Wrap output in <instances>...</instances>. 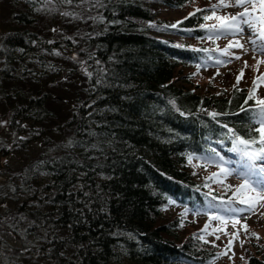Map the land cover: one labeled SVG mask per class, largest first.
<instances>
[{
	"label": "trees",
	"instance_id": "1",
	"mask_svg": "<svg viewBox=\"0 0 264 264\" xmlns=\"http://www.w3.org/2000/svg\"><path fill=\"white\" fill-rule=\"evenodd\" d=\"M190 1L0 0V119L11 133L0 139V157L22 159L0 164L11 175L0 186V264L215 257L162 211L170 201L203 208L209 194L193 178L191 154L220 153L222 140L223 157L234 162L228 129L245 139L259 133L245 90L201 96L189 85L184 70L204 48L178 40L205 38L204 16L191 10L164 28L172 24L156 13L187 10ZM44 21L55 35L40 31ZM61 91L71 102L64 118L55 110ZM247 264H264V256Z\"/></svg>",
	"mask_w": 264,
	"mask_h": 264
},
{
	"label": "rangeland",
	"instance_id": "2",
	"mask_svg": "<svg viewBox=\"0 0 264 264\" xmlns=\"http://www.w3.org/2000/svg\"><path fill=\"white\" fill-rule=\"evenodd\" d=\"M215 3H217V0H191L188 8L189 11H187L188 9L176 10L161 7L156 13V18L165 22V24L173 25L177 24L180 19L185 18L191 10L196 11L197 9H201L205 15L211 16V6ZM238 11H240L239 8H220L215 14L216 16H226L228 14H235ZM218 23L219 21L214 18L205 20L204 28L207 30L209 25ZM50 27L51 25L49 22L46 23V21H44L39 29L43 33L52 30V35H55L57 32L56 29L54 31L53 28L50 29ZM207 32L208 36L199 40H194L193 38H177L179 42L187 44L191 48L203 47V50L207 49L208 51H202L211 56L210 58L206 57L200 67L192 65V69L188 68L184 70V73H190L188 80L193 91L201 96L221 95L232 89H243L248 93V90L253 87V80L264 74V63L260 64L257 68L252 66L256 65V59H264V57L259 56L258 53H253L251 45L248 44H246V47L249 49L247 52L235 47L228 49L229 52L233 53L232 56L222 55V50L228 45L229 41L234 43L237 39H240L241 43H245L251 33L245 29L243 38L226 34L220 36L218 39H210L209 36L214 34L210 33L208 30ZM177 35L186 37L184 34ZM236 55L240 56L241 59L236 60L234 58ZM254 56L256 59L253 58ZM217 60L223 63L217 64ZM77 61L80 62L78 59ZM245 61H247L249 67H244ZM72 62L74 63L75 61H71V64ZM72 65L75 67V63ZM241 69H243V76L239 84H237L236 77L240 75ZM233 85H236V87L234 88ZM81 87L82 85L80 84L78 89ZM73 91L74 90L70 91L71 95H73ZM57 95L59 97V103L62 104H55V110L57 114H61V117L64 118V114L69 110L68 106L71 102L63 97L65 95L64 91H61ZM256 98H264V83H261L257 88L255 97L253 98L255 105ZM2 115L3 112L0 110V117H2ZM8 134H11L10 129L7 128L5 120L0 119V139L1 137L6 139ZM233 154L238 156L236 153ZM207 156L193 155L189 160L193 178L198 181L205 193L209 194L207 195L209 205H207L206 210L203 212L194 211L185 207V205L170 203L162 213L166 218L177 217L179 219L181 225L178 223V233L180 235L188 231L186 235L193 234L204 244H207L215 250V257L207 264H247L251 256H264V216L259 214L264 212V208H258L254 214L252 211L247 210V205L236 203L238 196L239 198H243V196L246 195V192L237 194V187L242 182L241 179L235 174L228 176L223 175L220 168L217 167L215 163H210L205 159ZM20 160L22 159L17 157V155L11 154L10 157H0V164L15 165V163L19 164ZM225 161L227 162L225 165L226 167L237 168L233 166L235 165L233 163L236 161L238 162L237 157L234 158L233 163L227 159H225ZM213 173L216 175L213 176ZM9 177H11L9 173L4 175V173L0 171V186H2ZM212 193H216L217 195L214 196ZM214 201L220 202L219 205L217 204L219 207L210 206L215 205L213 203ZM228 201H232L230 205L232 207L245 209V211L235 214L236 219L239 221V223L235 224V227H233V221L231 220H226L222 223L218 219H210L213 215H226L220 211V207L225 206ZM3 205L4 204H1L0 201V206ZM205 225L208 226L206 229ZM243 225H247V230H245ZM233 233L236 235L234 236ZM252 233L256 235L253 236ZM217 237H219V239H217ZM257 237H259V239H257ZM230 240L232 241L231 245H229ZM19 262L23 264L22 260H19ZM26 264H30V262Z\"/></svg>",
	"mask_w": 264,
	"mask_h": 264
},
{
	"label": "snow or ice",
	"instance_id": "3",
	"mask_svg": "<svg viewBox=\"0 0 264 264\" xmlns=\"http://www.w3.org/2000/svg\"><path fill=\"white\" fill-rule=\"evenodd\" d=\"M49 0H45V3ZM62 3L72 4L73 0H61ZM87 2V0H83ZM96 5H100V0H96ZM239 8L240 11L235 14H228L226 16H216V11L220 8ZM212 15H205L204 20L215 19L219 21L218 24H213L208 26V31L214 35L209 36L210 39H218L222 35H236L240 38H243L245 29H247L251 35L248 37L245 43H241L240 39H237L234 43L229 41L228 45L222 50V55L232 56L233 53L229 52L230 48H239L244 52H247L249 49L246 47V44L251 45V50L253 53H258L259 56L264 57V0H217V3L211 6ZM196 11H203L197 9ZM195 13H189V16L194 15ZM62 15L65 16H74L75 14L70 12H64ZM187 19V17H185ZM179 23L173 25H164V28H176ZM201 28H204L205 25H201ZM51 43V41H50ZM203 51H208L207 49ZM59 54V53H57ZM75 59V57H72ZM236 60L241 59L240 56L236 55L234 57ZM256 59V57H253ZM217 64L223 63L220 60L216 61ZM264 63V59H256V65L252 67L257 68L260 64ZM199 67V65L197 66ZM244 67H249L247 61L244 62ZM86 72V69H85ZM88 76H91V73H87ZM243 76V69H241L240 75L236 77V82L239 84L241 77ZM264 83V74L256 77L253 80V87L248 90V97L245 100V103L248 100H251L255 97L258 86ZM235 88L236 85H233ZM256 109L253 110V119L256 123L259 124V127L255 129L259 133V137H252L245 139L244 137L236 134L233 129L229 128L228 133H230V139L232 142V147L228 151L236 153L240 159L238 161L237 168L226 167L227 162L220 155L215 148H211V156L205 157V159L210 163H215L217 167L220 168V171L223 175H233L241 179V183L237 187V194L246 192V195L243 198H239L236 203L247 205V210L252 211L254 214L258 208H264V98H256ZM244 111L245 109H241ZM213 119H215L220 113L211 112L208 113ZM229 113H223V115H228ZM227 127V125H222ZM217 143L223 144V141H217ZM259 145V147H253L254 145ZM216 174L213 173V176ZM14 191V189H13ZM215 199V198H213ZM171 203V201H170ZM232 201L226 202L225 206L220 207V211L226 215H213L210 219H218L222 223L226 220L233 221V227L239 221L236 219V213L245 211L244 208H236L230 206ZM211 207H217L215 205H210ZM261 216H264V212L259 213ZM20 219H25L20 217ZM208 226L205 225V229ZM245 230H247V225H243ZM26 231V230H25ZM235 236L236 234L233 233ZM255 236V233H252ZM219 239V237H217ZM259 239V237H257ZM207 242V241H205ZM232 241H229L231 245Z\"/></svg>",
	"mask_w": 264,
	"mask_h": 264
}]
</instances>
